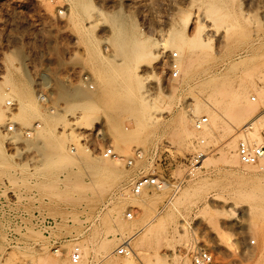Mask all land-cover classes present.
Wrapping results in <instances>:
<instances>
[{"label":"rangeland","instance_id":"obj_1","mask_svg":"<svg viewBox=\"0 0 264 264\" xmlns=\"http://www.w3.org/2000/svg\"><path fill=\"white\" fill-rule=\"evenodd\" d=\"M90 1V13L72 19V0H0V87L7 93L0 179L27 208L56 221L47 229L42 219L21 218L16 233L0 231V264H192L202 244L213 247L214 264H264V158L245 164L221 153L228 141L236 148L249 136L251 121L264 140V0H222L217 15L205 11L207 0ZM97 10L118 12L147 44L146 57L125 61L113 52L106 40L112 27ZM168 29L184 38L176 77L169 76L177 46L166 41ZM115 68L147 75L141 123L118 109L127 100L113 93L122 77ZM79 69L91 74L92 89L79 83ZM60 86L82 92L93 109L59 113L49 126L47 114L66 105ZM20 89L29 100L26 124L12 116L26 100ZM199 116L208 120L196 130ZM35 120L41 126L26 138L20 131ZM8 121L19 131L7 132ZM106 147L117 156L104 155ZM196 149L206 158L191 171L186 159ZM140 175L167 184L135 193L130 184ZM125 240L131 255L117 252ZM74 244L77 263L69 258Z\"/></svg>","mask_w":264,"mask_h":264},{"label":"bare ground","instance_id":"obj_2","mask_svg":"<svg viewBox=\"0 0 264 264\" xmlns=\"http://www.w3.org/2000/svg\"><path fill=\"white\" fill-rule=\"evenodd\" d=\"M91 3L92 2L90 0H72V4H73L75 11H70L69 17L73 19L74 16L76 17L78 15V13L80 15H81V13L86 14L92 8ZM68 7H69V5H68ZM93 8H94V6H93ZM220 10H222V0L221 1L220 0H207L206 1L205 11L208 14H213V13L216 14ZM88 13H90V12H88ZM220 13H222V11ZM97 15L99 18L103 17L104 20L108 21V23H110V26L112 27V32H111V34L109 33L110 36L108 35L109 38L107 37L106 40L109 42L113 52L114 51L116 53H117V51H119V53L121 52L120 54L123 55L121 57L125 61H130V60L131 61H139V60H142L143 58L146 57V55L148 54V51L146 50L147 44L143 43V41L140 42V39L136 38L134 36L132 30H129L128 28L124 27L122 16L120 14H118V12L108 14L104 11L97 10ZM131 29H132V27H131ZM165 31H166V41L168 43H170L172 46L176 45L177 49H175L174 51L179 50V52H180L181 45L184 41L182 32H180L178 30H173V29H168ZM154 55H156V53ZM186 65H188V63ZM111 69H112V67H111ZM115 70H116V68H115ZM119 71L117 69L115 72H113V71L112 72H113V74L115 73L114 76H116L117 74L120 73ZM120 74L122 77L120 76ZM120 74L118 77L119 78L121 77V79H119L120 81H117L118 82L117 88L113 93L115 96H117V98H124L125 97L127 102L124 101L125 103L124 104L122 103L123 106H120L118 109L121 111H124V112H126V111L129 112L130 115L133 116V118H134L133 120H135L138 123H141L142 121H144V119L146 117V115L144 114V112H145L144 100L148 95H150L148 93V90L142 88V77L146 78L147 75L146 74L143 75V74H139V73H132V72L129 73L126 69L124 71H122V73H120ZM106 84L108 85L107 82H106ZM109 86H110V82H109ZM10 89H11V87H10ZM14 93H15V91H14ZM19 93H20V96H22V98L25 97L26 100L21 101V103L16 107V111L14 113H12V116H13V119L16 122H18L19 124H26L27 119H28V112L30 110L29 109L30 106H28V102H27L29 100H27V98H26V95H25L26 93L23 92L21 89H20ZM6 94H7L6 91L3 92L1 87H0V102L4 99V95H6ZM57 96H58V98L63 99V101L66 103V105L62 106V107H57L58 112H53L54 114H49V115L47 114V121L49 122V126L53 125V123H54V115H59V113L65 114L67 111L78 107V110L81 111V115H86V114H89L91 112V110L93 109V106H92L93 104H91L90 100L84 101L87 98H85L84 94L82 92H80L79 90H76V89L66 90L60 86V87H58ZM253 98H255V97H253ZM242 106H244V104ZM236 107H237V105H235V108ZM225 109L227 110V108H224V110ZM237 110L239 112H244L247 109H244V110L237 109ZM0 119H1V117H0ZM1 122L2 121L0 120V123ZM71 124H72V127H76L78 125V122L73 121ZM247 127L253 129V130H250L249 136H247L245 134L242 135L243 133H240V132H238L235 136H241L242 135V136L247 137L250 141H252L254 143H258V142L261 143L262 141H261L260 136L258 135V129L254 126L253 121L248 122L247 126H245L244 128H247ZM9 138H11L12 141H14V139H15L14 136L13 137L9 136ZM224 148H225V151L224 152L221 151L222 155H224L225 153L231 152L232 153V159L233 160L238 159V156L236 154L235 143H233L232 141H228L224 145ZM205 158L206 157L204 155H201V157L199 158V160L197 162V165L193 169L197 168L200 164V161H203ZM261 158H264V155L262 157H260V159ZM47 162H48L47 165H49V166L56 163L55 161H52L51 159H48ZM193 169H189V170L192 171ZM163 184L166 185L167 184L166 181H164ZM123 243L128 248L130 247L129 242L127 240H125ZM53 252H57L56 249L53 250ZM131 252H132V250L130 249V251L128 250L127 254L131 255Z\"/></svg>","mask_w":264,"mask_h":264},{"label":"built area","instance_id":"obj_3","mask_svg":"<svg viewBox=\"0 0 264 264\" xmlns=\"http://www.w3.org/2000/svg\"><path fill=\"white\" fill-rule=\"evenodd\" d=\"M177 52L170 51L169 55V76L176 77L178 74V63ZM91 74L86 69H79L78 71V81L83 87L93 88V83L91 82ZM39 101L44 105V109L48 110L49 103L47 102L46 93L40 91L38 93ZM252 99H254L252 97ZM206 116H199L193 119V126L196 130H201L204 128V125L207 123ZM41 122L35 120L25 129H22L20 133L26 138H31L35 134L36 130L40 128ZM6 131L9 133L18 132V126L14 121H8L6 124ZM112 157H116V153L111 147H106L104 153ZM236 154L239 158V161L245 164H254L258 162L260 157L264 155V140L262 139L261 143H254L250 141L247 137L241 136L237 139L236 142ZM136 156H140L139 151H135ZM204 155V152L200 149H196L189 158L186 159V165L189 169H193L201 157ZM130 163V161H129ZM163 178H159L157 175H140L131 182V190L135 193L141 192L145 188L151 187H161L164 183ZM10 183L6 179H0V231L13 234L16 233L18 229L19 219L21 218H36L42 219L41 221L45 224V228H53L56 224L54 218L46 215L43 212H40L35 209H29L26 205L22 204L25 200L24 196L19 195L16 190L9 188ZM128 217L132 216V213L128 211L126 213ZM22 229L26 228V225L23 224ZM46 231V230H45ZM250 243H254V240H250ZM54 249H59L58 246H55ZM118 253L127 254L128 247L126 245H121L117 248ZM215 253L212 246H207L202 244L198 246L192 253L191 262L192 264H214L215 263ZM69 258L71 262L77 263L81 258V247L78 244L71 246L69 251ZM237 261H234L233 264H237Z\"/></svg>","mask_w":264,"mask_h":264}]
</instances>
